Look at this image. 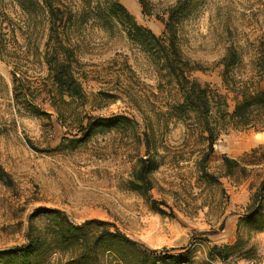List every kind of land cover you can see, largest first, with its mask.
I'll use <instances>...</instances> for the list:
<instances>
[{"label": "rangeland", "instance_id": "obj_1", "mask_svg": "<svg viewBox=\"0 0 264 264\" xmlns=\"http://www.w3.org/2000/svg\"><path fill=\"white\" fill-rule=\"evenodd\" d=\"M119 1L138 24L162 36L164 27L155 15L175 0H147L150 15L141 12L138 0ZM194 4L179 34L180 48L202 67L191 77L223 94L231 111L236 97L223 85L217 62L225 47L236 46L240 63L235 76L259 80L251 89L264 90V74L259 78L257 72L264 69V0H194ZM84 34L79 60L87 77L82 82L85 103H73L70 110L79 117L126 115L138 126L133 130L124 125L78 141L72 112L59 118L49 105L46 69L40 60L20 57L18 73L25 79L23 89H29L27 98L50 118L34 115L15 101L11 66L0 59V251L26 244L30 216L47 208L61 210L78 225L87 219L107 221L158 252L178 253L186 247L199 255L206 246L234 242L240 230L247 241L242 251L252 252L250 258L235 255L229 263L264 264V231H249L239 222L264 179V131L229 126L213 146L211 168L219 166L223 154L244 159L245 178L221 177V185L208 191L196 182L191 162L176 166L164 159L152 174L154 187L146 196L129 189L135 155L144 154L141 114L156 127L161 143L175 147L182 142L181 123H162L166 103L176 93L158 92L153 66L119 29L108 35L87 28ZM260 212L264 215V209Z\"/></svg>", "mask_w": 264, "mask_h": 264}, {"label": "trees", "instance_id": "obj_2", "mask_svg": "<svg viewBox=\"0 0 264 264\" xmlns=\"http://www.w3.org/2000/svg\"><path fill=\"white\" fill-rule=\"evenodd\" d=\"M138 2L143 14H152L147 0ZM194 7V0H175L168 4L155 15L164 27L162 36H157L138 24L119 0H0V59L11 66L13 98L32 114L50 118V113L27 98L25 93L29 89H23L25 79L21 71L18 73L20 57L31 56L45 66L48 83L45 92L52 110L59 118L72 112L71 118L80 133L78 141L124 125L134 130L138 122L126 115L79 117L69 108L73 103L80 106L85 103L82 82L87 77L79 60L86 44L84 30L99 29L110 35L119 29L153 66L158 92L176 93L168 99L162 112L164 126L170 120L184 126L181 144L171 147L159 141L156 127L141 114L144 154L135 155L127 187L146 196L154 187L152 174L164 159L176 166L180 161L191 162L196 182L208 191L221 185V177L245 178L248 170L244 159L223 154L219 166L212 169L213 146L229 126L264 131V90L256 86L251 89L259 80L235 76L240 52L232 44L225 47L217 62L222 66L223 85L236 97L231 111L223 94L191 77L193 71L202 67L184 55L179 34ZM258 70L260 78L264 69ZM161 204L166 206L164 201ZM261 209H264V179L239 219L241 226L249 231H264ZM36 219L39 225L34 223ZM25 238L26 244L0 251V264H230L231 257L250 258L252 252L251 249L242 251L247 241L240 230L234 242L206 246L199 255L194 248L185 251L186 247L178 253H172L173 249L158 252L107 221L87 219L78 225L61 210L47 208L36 210L30 216Z\"/></svg>", "mask_w": 264, "mask_h": 264}]
</instances>
